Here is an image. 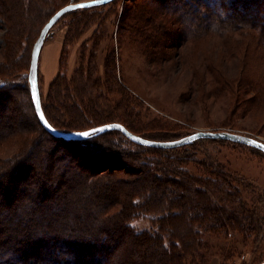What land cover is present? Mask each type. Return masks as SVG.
Listing matches in <instances>:
<instances>
[{
	"label": "rangeland",
	"instance_id": "rangeland-1",
	"mask_svg": "<svg viewBox=\"0 0 264 264\" xmlns=\"http://www.w3.org/2000/svg\"><path fill=\"white\" fill-rule=\"evenodd\" d=\"M66 1L69 0H34L30 20H26V29L20 34L11 62L3 54L9 26L0 16V63L7 74L16 80L26 79L39 26L46 15ZM228 1L232 2L225 0L227 4ZM246 4L239 5L238 10L256 14L252 3ZM232 10L231 4L224 9L227 14ZM220 12L219 7L208 4L207 0L203 3L200 0H113L67 11L50 29L39 55V87L49 116L62 129L122 121L137 133L156 139L175 140L199 130H226L264 141V84H261L264 80L260 81L264 77V46L258 45V39L250 35L254 31L246 27L230 32L233 29L229 23H222L224 15ZM172 18L175 19L173 29L178 37L181 35L180 39L164 35L172 28L168 24ZM152 23H160L163 28L156 31ZM221 28L234 36L228 40L233 55L227 53ZM164 36L170 45L152 44L157 37ZM243 79L244 83L254 82L250 87L251 83L241 84ZM26 98L21 92H14L7 106L0 109V124L21 123L25 127V118L13 106H19L26 113ZM44 137L45 152L53 147L59 153L65 151L59 139L46 133ZM101 139H96V143ZM108 140H101L109 149L107 157L96 153L98 147L80 143L75 152L83 153V158L95 159L102 165L101 169L122 164L118 173L124 178L128 174L133 176L130 169L135 164L127 157L130 155L136 158L169 155L181 160V166L197 175H205L207 165L216 172L219 170L259 219L255 228H233L221 234L199 230L201 234L207 233L208 264L264 261L262 150L243 142L213 137H200L164 150L133 143L117 131ZM15 143L10 141V147H1L3 158L17 151ZM35 151L30 159L33 178L42 175L41 171L46 174V161L37 159ZM73 156L68 154L66 162L78 159ZM47 175L46 184L50 186L49 178L54 174ZM105 178V182L110 180V176ZM49 190L57 198L62 195L59 188ZM111 195L120 194L111 191ZM47 214H51L49 210ZM41 215L48 217L45 210ZM157 217L155 213H146L132 223L138 230L151 229L157 226ZM0 219H4L1 213ZM8 229L5 223L0 229V239ZM24 231L19 229L20 235Z\"/></svg>",
	"mask_w": 264,
	"mask_h": 264
},
{
	"label": "trees",
	"instance_id": "trees-1",
	"mask_svg": "<svg viewBox=\"0 0 264 264\" xmlns=\"http://www.w3.org/2000/svg\"><path fill=\"white\" fill-rule=\"evenodd\" d=\"M200 1L203 3V0ZM207 1L221 9L220 15H224L222 23H229L233 29L230 32L246 27L254 31L250 35L258 39V45L264 46V0H231L228 4L225 0ZM75 2L79 0L66 1L46 15L34 43L50 17L63 6ZM246 2L252 3L256 14L249 10H238L239 5ZM230 4L234 10L227 14L224 9ZM33 5L34 0H0V16L9 24V35L5 37L3 51L7 62L13 59L20 34L26 29V20H30ZM172 19L168 21L172 28L164 35H175L180 39L181 35L178 37L173 29L175 19ZM153 28L158 31L163 26L158 23ZM223 31L227 53L233 55L228 40L234 36L226 33L225 29ZM205 35H208L207 31ZM166 41L165 36L157 37L152 44L170 45ZM6 72L0 63V109L7 106L14 92H21L25 98L26 92L28 97L24 101L26 113H22L19 106H13V110L25 118V127L21 123L13 126L0 124V153L3 152L2 146L10 147V141H16L18 146L10 157L3 158L0 154V213L4 215V219H0V229L5 223L9 227L0 239V264H37L39 261L40 264H208L207 233L201 234L199 230L221 234L233 228L256 227L259 218L245 206L240 192L232 187L231 182L211 165H207L205 175H197L181 166V160L169 155L165 158L158 154L143 158L130 155L127 157L135 164L130 169L133 176L128 174L124 178L118 173L122 164L101 169L102 165L97 164L95 159L92 160L90 156L83 158V153L75 152L79 143L98 147L96 153L107 157L105 154L109 149L101 144V140L109 141L110 135L116 131L131 142H136L119 129L93 134L86 139H66L51 134L38 118L28 75H25V80H16ZM260 79L263 81L264 77ZM244 81L241 84L251 83L250 87L254 82ZM42 107L49 123L62 131H83L113 122L62 129L49 116L43 100ZM119 123L134 131L126 123ZM45 133L59 139L65 151L59 153L58 148L53 147L45 152ZM100 137L102 139L96 143L95 140ZM140 145L156 150L166 149ZM33 151L37 159L46 161V174L41 171L42 175L37 178L31 174L34 169L30 166ZM68 154L78 159L66 162ZM47 174H54L49 178L50 186L46 184ZM106 176H110L107 182ZM50 187L61 189L62 195L57 198V195L51 194ZM111 191H117L120 195L112 196ZM43 210L46 216L48 210L51 214L43 217ZM146 213L158 215L157 226L136 229L132 221ZM19 229L25 230L22 235Z\"/></svg>",
	"mask_w": 264,
	"mask_h": 264
},
{
	"label": "water",
	"instance_id": "water-1",
	"mask_svg": "<svg viewBox=\"0 0 264 264\" xmlns=\"http://www.w3.org/2000/svg\"><path fill=\"white\" fill-rule=\"evenodd\" d=\"M110 1L112 0H88V1H79L75 3H70V4L63 6L58 11H56L50 17V19L45 23V25L42 27L40 31V34L37 40L35 41L33 45L30 66H29V74H28L29 82L31 85L33 103H34V107H35V110L37 112V115H38V118L41 124L51 134L57 137H63L66 139H86L93 134H97V133L111 130V129H119L136 143L143 144V145H149V146L163 147V148L180 146V145L192 142L200 137L227 138V139H231L234 141H239V142L249 144L264 152V141L254 138L253 136L236 133V132H230L226 130H221V131L199 130L190 135H187L182 138L175 139V140H153V139L145 138L137 133L132 132L125 125L119 122L106 123V124L96 126V127H93L87 130H83V131H62V130H59L53 127L49 123L44 113V110L42 107L41 92H40V87H39L38 64H39L40 51L44 44V41L47 35L49 34L50 29L55 24V22L67 11L81 8V7H89L93 5L104 4ZM83 133H88V135L84 136L82 135ZM260 264H264V261Z\"/></svg>",
	"mask_w": 264,
	"mask_h": 264
},
{
	"label": "snow or ice",
	"instance_id": "snow-or-ice-1",
	"mask_svg": "<svg viewBox=\"0 0 264 264\" xmlns=\"http://www.w3.org/2000/svg\"><path fill=\"white\" fill-rule=\"evenodd\" d=\"M82 135H84V136H87V135H88V133H83Z\"/></svg>",
	"mask_w": 264,
	"mask_h": 264
},
{
	"label": "bare ground",
	"instance_id": "bare-ground-1",
	"mask_svg": "<svg viewBox=\"0 0 264 264\" xmlns=\"http://www.w3.org/2000/svg\"><path fill=\"white\" fill-rule=\"evenodd\" d=\"M3 41V40H2ZM1 44V43H0ZM43 47V46H42ZM38 69H39V66H38Z\"/></svg>",
	"mask_w": 264,
	"mask_h": 264
}]
</instances>
